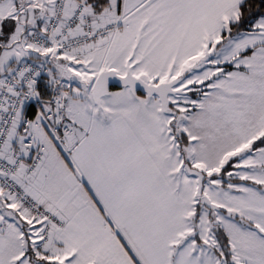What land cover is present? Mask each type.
Here are the masks:
<instances>
[{"label":"snow or ice","instance_id":"obj_1","mask_svg":"<svg viewBox=\"0 0 264 264\" xmlns=\"http://www.w3.org/2000/svg\"><path fill=\"white\" fill-rule=\"evenodd\" d=\"M0 264H264V0H0Z\"/></svg>","mask_w":264,"mask_h":264}]
</instances>
